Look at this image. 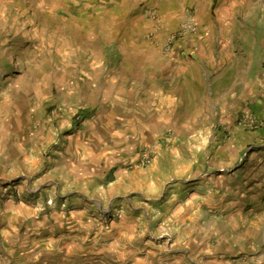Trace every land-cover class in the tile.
<instances>
[{"label": "rangeland", "instance_id": "374dc122", "mask_svg": "<svg viewBox=\"0 0 264 264\" xmlns=\"http://www.w3.org/2000/svg\"><path fill=\"white\" fill-rule=\"evenodd\" d=\"M263 72L264 0H0V264H264Z\"/></svg>", "mask_w": 264, "mask_h": 264}, {"label": "crops", "instance_id": "0c3cea01", "mask_svg": "<svg viewBox=\"0 0 264 264\" xmlns=\"http://www.w3.org/2000/svg\"><path fill=\"white\" fill-rule=\"evenodd\" d=\"M199 58V57H198ZM200 63L199 62H192L190 63L189 65H186V67H183L179 65H177V68H182L183 67V70L188 72L189 70L192 71V74H193V79L194 80H198L199 78V67H200ZM160 75H157L156 77V80L159 81L160 80V84L163 85V88L164 89H168V86H171L172 83H173V76H174V72H175V69L172 68V70L169 72V63L168 62H162V65L160 66ZM145 74L147 73H143L142 70H140L139 66H137V68L134 70L133 72V76H134V84L136 86L137 89L141 88V91H144V92H129L128 94V100L126 99V101H130V103H132V105H134L135 107H137V112L141 115L142 119H141V122H145L143 124L145 125H142L140 127H138L139 130H141L140 134H137L132 132H130V136H127V137H134L135 139H137V142L141 140V142H143V139L145 138V135L148 134V130L150 128L149 124H147L149 121L152 120L151 119H148L146 117V115L148 114V109L145 106V104H147L148 100V92H147V83L148 81H146L145 79ZM262 80L260 81V83L255 86L256 87V90L255 92H260L258 94V98L255 102V106L256 108H258V111H260V114H261V117L264 119V72L262 73ZM160 77V79H159ZM176 77V76H175ZM174 77V78H175ZM156 81V86L158 84V82ZM144 83V87L146 86V88H143V84ZM134 88V87H133ZM127 93L126 92H121V96L126 98V96H123V95H126ZM129 95L131 97V99L129 98ZM122 98L120 97V106L121 107H126V104L127 102L121 100ZM135 129V128H134Z\"/></svg>", "mask_w": 264, "mask_h": 264}, {"label": "built area", "instance_id": "2783aa9c", "mask_svg": "<svg viewBox=\"0 0 264 264\" xmlns=\"http://www.w3.org/2000/svg\"><path fill=\"white\" fill-rule=\"evenodd\" d=\"M144 13L151 20H158V13L153 8H145ZM186 23V30H192L193 27L189 18H187ZM244 124L250 129H258L262 125L261 121L257 117H253L251 114L244 115Z\"/></svg>", "mask_w": 264, "mask_h": 264}]
</instances>
